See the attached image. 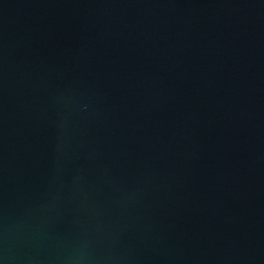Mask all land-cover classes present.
Here are the masks:
<instances>
[{
	"label": "water",
	"instance_id": "water-1",
	"mask_svg": "<svg viewBox=\"0 0 264 264\" xmlns=\"http://www.w3.org/2000/svg\"><path fill=\"white\" fill-rule=\"evenodd\" d=\"M0 264H264V0H0Z\"/></svg>",
	"mask_w": 264,
	"mask_h": 264
}]
</instances>
